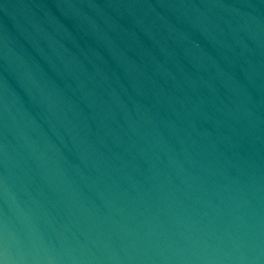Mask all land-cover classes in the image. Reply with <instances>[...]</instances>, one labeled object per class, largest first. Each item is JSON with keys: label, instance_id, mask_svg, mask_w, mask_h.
<instances>
[{"label": "water", "instance_id": "obj_1", "mask_svg": "<svg viewBox=\"0 0 264 264\" xmlns=\"http://www.w3.org/2000/svg\"><path fill=\"white\" fill-rule=\"evenodd\" d=\"M0 264H264V0H0Z\"/></svg>", "mask_w": 264, "mask_h": 264}]
</instances>
